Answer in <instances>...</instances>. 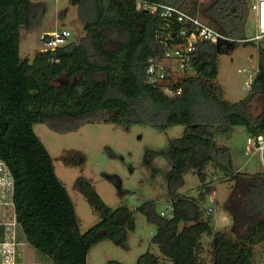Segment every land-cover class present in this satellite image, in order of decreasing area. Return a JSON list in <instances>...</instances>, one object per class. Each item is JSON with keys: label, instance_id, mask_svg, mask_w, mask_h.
Segmentation results:
<instances>
[{"label": "trees", "instance_id": "16d2710c", "mask_svg": "<svg viewBox=\"0 0 264 264\" xmlns=\"http://www.w3.org/2000/svg\"><path fill=\"white\" fill-rule=\"evenodd\" d=\"M68 1L77 7L85 34L29 60L19 56L20 30L41 18L42 6L0 0V163L12 182L14 220L25 242L50 264H86L92 245L107 238L122 244L134 227L128 208L112 210L79 177L75 187L100 222L83 234L78 231L70 196L34 124L58 131L86 122L146 124L161 131L184 125L183 135L169 142L170 212L162 216L146 203V216L156 225L152 243L170 264H253L255 246L264 255V170L238 172L229 148L219 141L228 139L234 127H243L247 135L264 133V47L258 45L257 70L243 99L228 102L216 82L218 56L248 39L251 0H211L200 10L187 8V0H145L178 7L223 37L197 44L191 74L174 84L182 89L175 96L146 82V62L162 52L169 33L157 14L137 10L133 0ZM178 27L173 24L170 32ZM207 164L232 182L222 204L231 221L228 229L214 228L211 208L203 207L209 186L196 198L175 194L183 171H197L203 182ZM159 263L146 252L135 264Z\"/></svg>", "mask_w": 264, "mask_h": 264}, {"label": "rangeland", "instance_id": "374dc122", "mask_svg": "<svg viewBox=\"0 0 264 264\" xmlns=\"http://www.w3.org/2000/svg\"><path fill=\"white\" fill-rule=\"evenodd\" d=\"M29 1L42 6V15L32 27L20 30L21 59L31 60L44 49L39 40V34L43 32H68L69 43L78 42L85 34L77 19V7L68 0ZM210 1L187 0L186 7L200 10ZM254 31L252 13L248 38ZM258 45L264 47V41L246 40L235 44L229 53L218 56L216 82L228 102H237L247 95L257 70ZM187 74H191L190 71ZM33 130L50 155L54 172L70 196L81 234L98 224L100 217L75 187L79 177L92 185L109 208L126 207L132 214L134 227L127 231L125 241L122 244H115L109 238L98 241L87 251L86 264H107L108 261L135 264L137 258L146 252L157 256L159 264H170L152 243L156 225L147 218L145 209L148 202L150 209L157 214L167 216L170 212L168 176L172 165L169 142L183 135L184 125H172L161 131L146 124L86 122L70 130L58 131L45 123H37ZM246 135L243 127H234L230 137L219 142L229 148L235 170L253 174L264 170V157L258 153L245 154ZM203 173L205 179L202 182L197 171H183L182 182L175 194L196 198L204 186H209L212 188L210 194H214L209 199V193L205 191L203 207L211 208L210 214L217 229H228L231 221L222 210V204L232 182L212 164H207ZM11 192L10 176L0 163V264H50L25 242L14 220ZM253 264H264L261 246L254 247Z\"/></svg>", "mask_w": 264, "mask_h": 264}, {"label": "built area", "instance_id": "2783aa9c", "mask_svg": "<svg viewBox=\"0 0 264 264\" xmlns=\"http://www.w3.org/2000/svg\"><path fill=\"white\" fill-rule=\"evenodd\" d=\"M133 1L137 10L157 14L169 30L162 41V52L149 57L146 62V82L160 89L166 96L180 95L182 89L175 88L174 84L188 75L197 44L216 43L223 37L198 17L178 7L145 0ZM251 2L255 31L247 40L264 41V0H251ZM173 24L179 25L175 33L170 32ZM69 37L68 32L46 31L39 34V40L45 46L43 50H53L62 46L68 43ZM173 72L182 75L175 76ZM244 145L246 155L258 153L264 157V133L255 136L246 135Z\"/></svg>", "mask_w": 264, "mask_h": 264}, {"label": "crops", "instance_id": "0c3cea01", "mask_svg": "<svg viewBox=\"0 0 264 264\" xmlns=\"http://www.w3.org/2000/svg\"><path fill=\"white\" fill-rule=\"evenodd\" d=\"M211 189H212V188H210V190H211ZM210 193H211V191H210ZM210 193H209V199H212V196H213L214 193H213L212 195H211ZM210 197H211V198H210ZM206 209H209V208H206ZM212 217H213V216H212ZM214 223H215V220L213 219V224H214ZM214 228H217V227H215V224H214ZM18 264H21V263H18Z\"/></svg>", "mask_w": 264, "mask_h": 264}]
</instances>
